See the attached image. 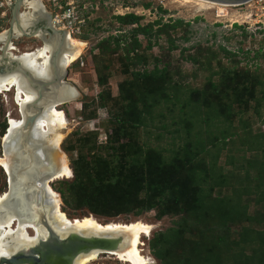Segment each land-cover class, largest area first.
<instances>
[{"label":"rangeland","instance_id":"rangeland-1","mask_svg":"<svg viewBox=\"0 0 264 264\" xmlns=\"http://www.w3.org/2000/svg\"><path fill=\"white\" fill-rule=\"evenodd\" d=\"M72 1V16L83 18V22L75 24L79 34L71 39L81 47L76 59L66 67L63 81L77 89L78 97L56 107L66 121L57 148L71 172L69 179L48 184L58 197V208L72 219L91 216L100 224L141 221L150 226L148 236L140 238L139 248L150 264H256L257 259V264H261L264 5L250 1L204 10L179 0ZM127 14L139 17L141 27L155 21L159 24L150 29V49H146L147 38L137 35L139 48L126 56L123 45L132 42L130 31L136 25L119 24L114 17ZM4 17L0 33L8 28L9 14ZM256 23H260L259 29ZM36 24L29 29L43 32ZM115 40L119 43L116 50ZM171 44L174 50H170ZM11 45L13 56L35 53L44 47L39 37L31 35L18 36L11 40ZM101 47L107 48L104 54H99ZM221 48L232 55L227 56ZM154 68L156 79L148 77ZM144 72L147 77H141ZM244 72L257 77L262 85L244 79ZM15 95L13 91L0 93L2 158L1 141L8 120H21ZM214 113L219 117L214 119ZM223 115H229L225 120L231 123L228 131L237 136L225 142L224 147L217 144V154L206 146L208 154L197 155L199 166L205 168L217 156L213 168L222 181L217 176L214 182L201 186L205 194L203 206L192 215L168 213L156 220L155 212L150 211L139 216L119 213L109 217L106 209L91 214L84 206L75 210L62 206L57 182L70 181L71 169H80L83 164L98 170L99 178L89 182L88 187H99L106 194L117 193L118 202L128 201L130 190L137 187L135 181L141 175L145 181L167 184L173 176L172 168L180 169L186 160L170 154V150H177L186 142L185 128L190 129L187 140H202L205 144L209 132L214 135L227 129ZM207 117L212 121L206 123ZM136 123L141 126L135 127ZM159 167L164 168V175ZM4 193L6 179L0 168V195ZM232 205L236 208L233 214L229 209ZM241 230L246 232L244 243L239 242ZM154 237L158 238V256L149 249ZM87 264L126 263L104 254Z\"/></svg>","mask_w":264,"mask_h":264},{"label":"water","instance_id":"water-1","mask_svg":"<svg viewBox=\"0 0 264 264\" xmlns=\"http://www.w3.org/2000/svg\"><path fill=\"white\" fill-rule=\"evenodd\" d=\"M206 1L242 5L250 0ZM25 2L26 0L13 1L9 8L8 28L0 33V76L18 73L22 78L21 82L25 80L29 87L35 89V98L18 109L20 128L11 133L6 128L3 136L6 139L1 141L2 154L8 160L9 168L8 173L2 169L6 179L7 199L0 207H4L8 213L12 210L21 215L19 222H33L36 227H41L44 234L36 235L30 243L18 245L9 255H0V264H75L79 257L91 254L97 256L121 253L130 246V237L124 231L78 230L71 225L75 219H70L65 227H59L52 217L53 204L45 187L57 178L58 170L51 158L58 148L48 142L49 135L42 133L35 123L49 107L76 100L78 92L71 83L63 81L66 76V67L63 65H60L57 76L47 79L40 71L33 73L29 69H22L21 56L11 55L10 51L14 49L11 40L18 36H30L27 30L25 33L20 29L24 32L20 35L15 32V27L20 28L17 16L20 9H24ZM40 8L44 14L43 8ZM47 28L48 37L56 34L62 42H67L66 34L55 30L49 20ZM39 33L42 34V43L44 39H48L44 38V31ZM56 57L59 55L54 52L50 61L53 68L56 67L53 64ZM50 85L56 87L47 89ZM66 89H70L67 94L63 93ZM24 129L27 133L20 140L19 135Z\"/></svg>","mask_w":264,"mask_h":264},{"label":"trees","instance_id":"trees-1","mask_svg":"<svg viewBox=\"0 0 264 264\" xmlns=\"http://www.w3.org/2000/svg\"><path fill=\"white\" fill-rule=\"evenodd\" d=\"M144 7L147 8L148 5L146 4ZM114 19L117 21V23L122 25H136V27L130 31L133 38L132 42L123 45V51L126 56L139 48V43L136 40L137 35H143L147 38L148 44L146 49H150L149 42L150 37L152 36L150 29L153 26H158L159 21L150 23L146 25V27H141L138 24L140 18L132 14L116 16ZM176 23L182 24L181 21H176ZM118 46L119 43L117 40H115L113 43V49L116 50ZM106 49V47L99 48V54H104ZM174 49L175 46L171 44L170 50ZM221 50L227 56L232 55L223 48H221ZM93 63L95 64V61ZM156 72L157 69L154 68L148 77L156 79ZM246 72L243 73L244 79L253 80L255 84L262 85V82L259 81L257 77H250ZM141 77H147L145 72L141 74ZM250 98L251 100L254 99L253 97ZM90 103H93V101ZM86 105L88 104H82V107H86ZM128 109V107H124L125 111H128ZM227 111L230 110L227 109ZM214 115V119L219 117L216 113H214ZM228 116L229 115L222 116V118L225 117L223 122L227 123L225 120H227ZM210 120L211 119H208V117L205 118L206 123H208ZM117 122L123 124V121L121 120H117ZM230 124L231 123H227V129L219 130L214 135L209 132L210 135L207 136L205 144L202 143V140L196 142L187 140V138H189L190 129L186 127L184 131V138L186 142L177 150H170V154L173 158L182 156L186 160L180 169L175 170L174 167L172 168L173 176L171 181H168L167 184H158L151 181L148 182L147 180L145 181L144 176L141 175L140 178L135 181L137 183V187L130 190L128 201L124 202L119 200L118 202L116 197L118 196L117 193L106 194L103 193V190H101L99 187H88V185H90L89 182L93 183L97 178H99L98 170L93 166H87V164H83L80 169H71L72 179L70 181L61 180L57 182L58 187L56 188V192L58 193L60 202L62 206L71 210H75L79 206H84L91 214H98L100 210L102 211L103 209H106V215L109 217H115L119 213H131L133 216H139L143 212L150 211L155 212L154 217L156 220H160L168 213L184 216L192 215L193 212L197 211V209L203 206L205 194L201 186L207 184L208 182H214L217 179V176L218 179L222 181V177L220 175L215 176V170L213 168L215 167L217 156H215L213 158V162L210 165L207 164L205 168L199 166L197 155H207L209 148L214 149L215 153L217 154V144H221L224 147L226 146V143H229L232 140L233 136H237L234 131H228V128L231 126ZM207 125L209 127V124ZM139 126H141V124H135V127ZM244 128L245 126L243 129ZM206 146L209 148L207 149ZM159 169L164 175V168L159 167ZM229 209L232 210V214L236 210L233 205L230 206ZM229 212L230 211H228V213ZM66 217L68 219H72L68 215H66ZM227 221H230V218H228ZM222 224H225V222L222 221ZM157 239V237L152 238L153 243L149 247L152 253H154V256H158L155 252V248L158 245ZM246 239L247 237L245 230H241L239 233V242L244 243L247 241ZM221 241H223V239H221ZM258 261V259L255 261L256 264ZM263 262L261 264H264Z\"/></svg>","mask_w":264,"mask_h":264},{"label":"bare ground","instance_id":"bare-ground-1","mask_svg":"<svg viewBox=\"0 0 264 264\" xmlns=\"http://www.w3.org/2000/svg\"><path fill=\"white\" fill-rule=\"evenodd\" d=\"M164 1V0H162ZM178 1V0H177ZM182 4H193L198 7L197 9L210 10L212 8H227L234 5L219 4L214 2H209L206 0H179ZM24 11H22L19 16H17L18 26L15 27V32L17 35H20L23 31L26 33V30L37 23L44 14L41 12L40 3L29 0L26 1L23 5ZM20 29H23L20 30ZM23 32V33H24ZM31 36H37L42 39V34L39 32H33ZM2 36H0V40ZM44 47L39 50H36L35 53H25L21 56V67L22 69H29L31 72L40 73L51 79L59 74L60 65L67 67L72 63L79 53V48L81 44L73 41L70 37L67 39V42H62L60 37L56 34L48 37V39L43 40ZM56 52L59 57L54 60L55 68H53L52 55ZM18 73L0 76V93L6 92H16L15 103L21 108L25 103H30L35 98V89H32L28 86V83L23 80ZM56 86L50 85L47 89H53ZM69 88V87H68ZM70 89H66L63 93H69ZM22 93V94H20ZM44 100V99H43ZM58 106V105H57ZM55 105L49 107L42 115V117L36 121V126L42 133L48 134V142L53 146L58 147L62 139L61 131L65 128L66 121L63 112L57 109ZM21 120L15 121L11 118L8 120V133L13 132L16 128H20ZM27 133L26 129L21 131L19 139L22 140L25 134ZM6 137L3 138V142ZM51 161L58 170V175L56 179H69L71 172L68 169L66 159L59 151H56L52 155ZM0 168L4 169L8 173L9 162L6 158L0 157ZM53 181V180H52ZM47 193H49V199L53 204L52 217L54 221L58 224L59 227H65L68 225V219L65 214L58 208L60 205L58 197L54 192L49 188L45 187ZM7 199V194L0 195V204ZM6 208V207H5ZM10 210V209H9ZM10 213L4 210V207H0V255H9L15 247L22 243H30L34 240L36 235H43L44 232L41 227H36L33 222L30 221H18L21 215L16 214L14 211L10 210ZM75 221L71 224L74 228L78 230H95V231H104V230H122L129 235L130 246L126 251L121 253L114 254L119 261H122L126 264H150L149 259L142 255L140 238L142 236H148L150 232V226L145 225L141 221H134L130 223H107L100 224L92 218L91 216H85L79 219L73 218ZM32 231V234L28 233ZM99 255L91 254L86 257H79L76 260L75 264H87L95 260Z\"/></svg>","mask_w":264,"mask_h":264},{"label":"built area","instance_id":"built-area-1","mask_svg":"<svg viewBox=\"0 0 264 264\" xmlns=\"http://www.w3.org/2000/svg\"><path fill=\"white\" fill-rule=\"evenodd\" d=\"M14 0H0V21H2L6 14H9V8ZM29 1V0H26ZM40 3L43 10H48L51 15V25L52 27L60 32L66 34V38L76 39V35L79 34L78 27L75 24L83 22V18L78 19L73 14V1L72 0H33ZM82 1V0H81ZM255 1L257 4H263L264 0H250ZM249 1V2H250ZM248 3V2H247ZM264 9V8H263ZM120 14V13H119ZM128 15V14H127ZM121 16V15H120ZM260 23H256V29Z\"/></svg>","mask_w":264,"mask_h":264},{"label":"flooded vegetation","instance_id":"flooded-vegetation-1","mask_svg":"<svg viewBox=\"0 0 264 264\" xmlns=\"http://www.w3.org/2000/svg\"><path fill=\"white\" fill-rule=\"evenodd\" d=\"M48 20H49V23L51 25V15L50 13L48 12V10H45L44 11V16L43 18H41L37 24H36V27L37 28H40L42 31H44L45 33L48 32V28H47V24H48ZM52 26V25H51ZM34 32V29H28V35L32 34ZM44 37L47 38L48 35L46 33V35L44 34Z\"/></svg>","mask_w":264,"mask_h":264}]
</instances>
